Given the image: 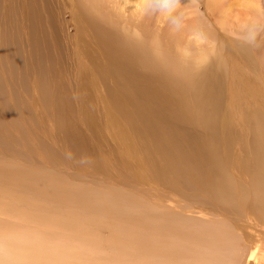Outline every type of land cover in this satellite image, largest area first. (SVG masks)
Segmentation results:
<instances>
[{
	"label": "bare ground",
	"instance_id": "1",
	"mask_svg": "<svg viewBox=\"0 0 264 264\" xmlns=\"http://www.w3.org/2000/svg\"><path fill=\"white\" fill-rule=\"evenodd\" d=\"M120 1L126 3L122 9L137 19L146 14L157 16L162 23L172 22L177 53L205 68L190 77L181 73L161 40L158 47L151 40L139 44L127 40L91 1L87 11L75 8L81 20L77 46L85 55V65L78 68L68 59V64L58 63L59 54L51 55L53 49L38 27L34 0H0V217L6 219L0 218V243L6 242L0 259L42 264L40 242L67 249L93 243L97 232L74 234L83 220L65 221L74 212L61 205L92 212L111 205L128 210L136 219L149 218L142 224L144 231L160 226L126 244L140 254L148 251L154 264H255L254 254L245 258L246 246L239 243L243 242L242 231L251 228L249 217L255 215L258 220L264 214V120L260 111L253 106L242 113L246 133L228 118L223 78L227 66L218 63L221 69L225 66L223 76L212 72L213 62L208 65L207 60L216 57V46L189 24L196 19L193 15L202 19L207 12L190 6L187 12L178 11L174 0ZM223 1L209 0L208 9L218 8L217 27L224 36L239 38L235 50L247 59L252 56L249 45L256 37L259 10L242 0L227 6ZM220 46L226 57L233 52L224 43ZM253 57L252 68L264 70V51ZM255 77L254 82L259 81ZM168 79L185 82L194 95L180 97L171 87L182 86L170 87ZM190 113L194 120L187 119ZM35 124L37 129L32 130L30 125ZM242 138L247 141L245 159L234 142ZM227 163L249 174L246 181L236 179L232 194L221 178ZM139 176L148 183L139 182ZM159 185L167 187L160 191L173 200L167 203L158 196ZM122 191L136 200L125 205ZM54 192H58L57 204L49 199ZM15 193L19 195L14 197ZM187 195L199 197V210L181 212L176 202L191 208ZM24 196L39 197L27 203ZM211 199L221 205L220 215L211 213ZM24 216L37 229L35 236L25 233ZM236 216L241 225L236 224ZM66 224L74 228L63 230ZM43 228L50 230V238L42 235ZM9 230L23 233L16 236ZM260 254L259 263L264 264Z\"/></svg>",
	"mask_w": 264,
	"mask_h": 264
},
{
	"label": "rangeland",
	"instance_id": "2",
	"mask_svg": "<svg viewBox=\"0 0 264 264\" xmlns=\"http://www.w3.org/2000/svg\"><path fill=\"white\" fill-rule=\"evenodd\" d=\"M90 1L93 3L95 8H99V11L106 16L105 19L106 21L110 22L112 26L115 25L116 27L115 29L118 30L119 35L122 36L125 35L123 37L126 38L127 40H131V42L135 44L136 43L139 44L138 41L151 40L152 43L157 44V45L155 44L154 47L156 46L158 47V42L159 40H161V43H163L161 46L164 47L167 56H169V58H172L174 60L176 64V69L181 73H187L189 74L190 77L193 74L201 72L205 68V64H198L197 62L193 61L194 60L193 58L186 59L185 56L177 53L176 51L178 47L176 43L177 38L172 31V26H173L172 22L168 21L166 23L164 22L162 23L159 21L157 16L155 15L148 16L146 14H144L142 18L137 19L136 17L132 16L130 12H126V10L122 9V6L123 5L126 6V3L121 2L120 0H36V1L34 0V2L36 3V4L34 3L35 4L34 9L37 10L36 20L37 23L39 24L38 27L39 29H41V31H43L42 33L45 38L44 41L48 43L50 49L51 48L53 49L50 50V52L52 51L51 55H54L56 57L57 54H59L58 63L59 61H62L63 63L68 64L67 62L68 59V61H71L70 62L71 64H74L78 68H81L83 65H85L86 63L84 60L85 55L83 52H79L77 46V37H78L77 31L81 20H78V18L76 17L75 8H79V9H83L84 11H87L89 8ZM242 1L245 3L247 2L252 6H254L255 8H257L259 10V17H260V20L258 22L259 25L257 27V31L255 32L256 37H254L253 41H250V45H249V48L251 50V52H249V56L250 54L252 56L248 57L247 59L245 56L239 55L235 50L237 48L236 46L238 45L236 42L237 39L239 38L235 36H224L220 28L217 27L218 26L217 15L219 13L218 8L213 7L208 9L209 7L207 5L209 4L208 3L209 0H174V2L177 4L175 5L179 8L178 11L185 10L187 12L188 11L187 7L190 6L192 9L197 8L198 12L200 11V12L208 13L207 16H201L202 19H199L196 15H193V17L196 18L195 21L193 19L192 20L189 19V21L191 20V22L194 24L196 22V24L194 25L191 22H189V24L192 25V27L198 29L201 32V34L204 35L207 41L212 42V44H215L216 46L217 49L216 57L215 55H212L207 60L208 65L213 62L212 72L216 73L215 71H217L218 74H222V73L226 74L227 72L225 70L224 72H222L223 68L225 69V66L221 64L223 67L221 69L219 62L221 63L223 62V64L227 66L226 67L228 69V74L226 75L227 78L225 75L223 76L222 74L223 78L226 81L227 98L225 102V109L228 113L229 116L228 118L235 123V125L238 127V130L241 131L242 133L244 132L246 133L247 132L245 126L246 119L242 113L247 112V110L255 106V108L258 111H260L259 112L260 116L264 120V100H263L264 96H262L264 95V82H263L264 70H261L262 68H260L259 70L252 68L253 65L252 58H254L253 56L254 55L259 56L261 52L264 51V0H255V2L254 0H242ZM188 2L190 3V5L188 4ZM233 3L234 0L223 1V5L226 6L231 5ZM212 12L213 13L217 12L214 13L217 17H215V15L213 16ZM187 21L188 20H186V22ZM12 29L13 27H11L10 30L12 31ZM52 40L54 41V43ZM221 43H224L232 48L233 52L228 54L227 57L223 47L220 46ZM53 45H55L56 49L54 48ZM182 45L185 46L184 40H181V46ZM68 51L72 53V56L69 55ZM143 53L146 55V52ZM144 54L143 57L146 58ZM220 55L222 56V58ZM214 62H217L216 65L219 63L217 67H214L215 65ZM244 67L245 69L243 70ZM248 71H251V73L252 71H254V75H252L253 73L250 74ZM244 72L248 75H246ZM259 74L261 75V78H259L260 76ZM247 76L253 79V80L249 79L250 80V81L248 80L249 83L248 81L245 80L247 79ZM255 76L257 77V79H259V81L254 82ZM251 81H253L254 85ZM166 82L165 83L168 84L169 86L170 84L174 86H182L177 89L170 86L173 90L177 91V94H180V97L189 98L194 95L192 87L185 86V82L177 81V79H172L170 81L168 79L166 80ZM250 82L252 83L251 84L252 86L250 85ZM260 96H262L263 98ZM186 117L189 120H194L195 115L190 113L187 114ZM35 125H30L32 130H34V127L35 130L37 129V124ZM192 127L194 129H199V126H192ZM244 138L240 139L239 141L238 140L234 141L236 142L235 148L239 150V155L243 159H245L248 154V152H243L246 150V145H247V141ZM223 169L224 171L221 173V178L226 182V188L229 190V194H232L234 192V185L238 177H242L245 181L248 179L249 176L248 172L244 170L240 172L239 167L236 165H229V163H227ZM138 181L141 183H148L143 176H139ZM159 186H160L159 189L157 188V193H159L158 196L159 197L162 196L163 200L167 203L170 202V200H173L170 198H166L167 194H165L164 191L167 189V187L164 185L163 186L159 185ZM160 188H162L164 191L162 189L160 191ZM57 193L58 192L49 194V199L55 202L56 204H57L56 202ZM13 195L15 197L18 196L19 193H15ZM187 196H188L187 197L188 201L186 202L187 205L191 208H185L184 203H181L178 197L176 198L177 201H179L182 205H184L181 206L179 202H176V205L182 207L181 212H184L185 210L189 211V209L194 212L196 211V209L199 210L200 208L198 203L199 197H193L189 195ZM38 197L28 196V198L26 199V197L24 196L23 198L25 202L31 203L33 201H38ZM122 197H124L125 199L124 202L125 205L132 204L136 200V197L132 195L127 196V193H124L123 191H122ZM187 198L185 197V200H187ZM19 199H16V201L19 202ZM212 201L213 200L211 199V204L213 207L211 213L220 215L221 205L218 203L214 204ZM61 206L66 207L67 209H70L69 211L74 212V215H72L73 218L67 219L65 221L77 222L83 220V224L74 231V234H85L90 229H93L97 232L96 240L88 245L76 246L73 248L71 247L72 249H67L69 247H66L64 245H56L46 241L43 243L40 242V244L43 245L42 257H41L42 264H154V262L152 260H149L147 257V253H149L148 251L140 254L135 250H131L126 247L128 240L139 236H143L142 234L146 233V231L160 228V226L155 225L150 228L145 227L144 229L146 231L141 229L142 224L147 223L150 220L149 218L140 217L139 219H136L134 218L133 215L129 213L128 210L119 211L116 206H111V205H108L106 210L99 212H92L89 210L79 211L69 205H61ZM176 211H179V209H177ZM230 211L232 212V210H229L227 212ZM246 211L249 213L248 210ZM245 216H243V218H245ZM261 217L262 218L255 220L256 216L251 215L249 218L252 221L250 224L247 225L250 226L251 228L242 231L243 233L239 230L235 231L234 229L235 234L238 232L237 234L240 235L243 234L244 236L241 237V240L245 243L240 242L241 240L239 241L240 243L239 242L238 243L241 246H246L245 250L247 251V254L245 258L249 257L248 253L252 255L254 254V257L256 259L255 264H262L259 263V258L257 257L259 253H261L260 254L261 256H264V214H262ZM0 218L6 220L3 217ZM235 218H236L235 220L236 224H240V217L236 216ZM24 222L26 223L25 230L27 231L25 233L29 236H35L37 229L34 226L30 225L31 219L27 218V216H24L23 224ZM2 228L3 231L5 232L6 227H2ZM71 228H74V225L66 224L63 230H67ZM49 232L50 230L48 228H43L42 235L44 237L50 238L51 234ZM9 233L18 236V235H22L23 232L22 231L18 232L16 230H9ZM100 233H102V235ZM2 243H6V242H2ZM2 243H0V251L3 248H5ZM24 243L25 242H22L21 246H24ZM257 244L262 249H260L259 247L257 248L259 250L255 249V247L258 246ZM14 254L16 256H20V254L16 251L14 252ZM9 256L11 259L14 258L13 255H9ZM2 260L3 259L1 258L0 263L13 264V261L8 262ZM15 263L30 264L25 259H20Z\"/></svg>",
	"mask_w": 264,
	"mask_h": 264
}]
</instances>
